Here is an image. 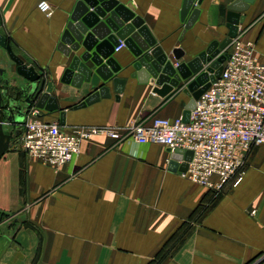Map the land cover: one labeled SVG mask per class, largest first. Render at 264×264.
<instances>
[{"label":"crops","instance_id":"0c3cea01","mask_svg":"<svg viewBox=\"0 0 264 264\" xmlns=\"http://www.w3.org/2000/svg\"><path fill=\"white\" fill-rule=\"evenodd\" d=\"M39 1L0 0V35L45 85H52L58 110H38L42 121L68 132L183 117L189 97L180 87L160 97L153 93L157 86L132 78L135 58L125 46L110 56L120 67L114 76L124 80L119 94L94 73L79 88L63 83L78 54L65 56L58 46L78 0H44L52 7L49 17L37 9ZM116 1L141 18L175 66L172 49L181 48L189 61L226 37L227 6L235 0H203L194 6L199 14L187 30L180 20L183 0ZM240 15L238 33L254 42L264 63V0H253ZM85 65L96 68L90 61ZM0 70L1 82L17 85L1 90L9 99L23 100L19 89L28 82L17 76L1 47ZM101 85L108 88L107 98L73 108ZM18 106L22 117L16 123L3 119L5 135H19L35 109ZM172 161L162 145L95 136L69 163L54 168L10 138L0 157V264H264V144L250 150L238 182L232 179L220 193L191 183L181 175L182 160L174 169Z\"/></svg>","mask_w":264,"mask_h":264},{"label":"built area","instance_id":"2783aa9c","mask_svg":"<svg viewBox=\"0 0 264 264\" xmlns=\"http://www.w3.org/2000/svg\"><path fill=\"white\" fill-rule=\"evenodd\" d=\"M37 9L47 17L52 15L51 5L44 0L37 3ZM122 47L120 42L114 51ZM223 53L229 58L222 63L219 77L195 101L188 121L153 118L125 129L80 126L64 132L57 123L42 121L35 108L27 113L21 133L12 132L10 138L28 156L54 168L69 163L81 144L95 136L158 144L172 154L181 149L182 162L187 164L182 177L220 193L232 179L238 182L250 150L264 144V63L254 42L238 32ZM187 152L190 158L184 161Z\"/></svg>","mask_w":264,"mask_h":264},{"label":"water","instance_id":"95a60500","mask_svg":"<svg viewBox=\"0 0 264 264\" xmlns=\"http://www.w3.org/2000/svg\"><path fill=\"white\" fill-rule=\"evenodd\" d=\"M203 0H183L180 10V20L184 22V30L189 29L198 17L199 10L194 5H200ZM253 0H235L227 6L225 15V26L227 34L221 42L213 41L208 47L200 52L195 58L184 61L185 52L181 48H174L171 55L175 66L168 59L150 32L143 25L140 17L128 8L119 4L116 0H78L70 14V21L63 31L58 49L69 56L71 52L78 55L72 57L69 67L65 70L61 81L79 88L82 83H89L92 73L103 82L111 81L116 94H119L124 85V80L114 76L120 67L111 58L114 48L120 42L128 48L135 61L132 63L134 72L132 78H136L139 83H149L155 85L153 93L160 97H165L174 88L182 89L183 93L189 97V103L183 114V120L188 121L190 111L194 109L195 101L209 87V82L218 78L222 63L229 58L228 53H223L232 38L237 35L238 25L243 22L244 17L240 15L248 9ZM101 22L100 19H104ZM113 32L114 34H111ZM98 40H101L98 42ZM81 42V44L79 43ZM80 46L83 52L79 54ZM0 47L3 48L9 59L16 65V74L28 82V85L20 87L24 93L23 100L9 99L6 91L1 90V86L8 84L17 87L13 80L0 81V157L7 150L10 134L5 135L2 131L3 119L8 123H16L22 116V111L18 106L23 103L28 108L34 106L38 110L53 112L58 110L56 99L50 96L52 91L51 83L45 85L40 75L16 56L6 38L0 35ZM90 61L96 68L90 70L85 63ZM2 71L0 70V75ZM184 83H181V82ZM92 93L81 103L73 108L78 109L90 105L99 100L107 98L108 88L101 85L98 89L92 88ZM5 97L7 102L2 103ZM17 111L16 115L11 111ZM5 114V115H4ZM64 112H61V119ZM181 149L172 154L170 167L174 169L177 161L182 160ZM190 153L184 155V161L189 160ZM187 169L184 162L180 166L181 171Z\"/></svg>","mask_w":264,"mask_h":264},{"label":"trees","instance_id":"16d2710c","mask_svg":"<svg viewBox=\"0 0 264 264\" xmlns=\"http://www.w3.org/2000/svg\"><path fill=\"white\" fill-rule=\"evenodd\" d=\"M4 218V216L2 215V216H0V221L2 220Z\"/></svg>","mask_w":264,"mask_h":264},{"label":"rangeland","instance_id":"374dc122","mask_svg":"<svg viewBox=\"0 0 264 264\" xmlns=\"http://www.w3.org/2000/svg\"><path fill=\"white\" fill-rule=\"evenodd\" d=\"M250 153V152H249ZM249 153H248V155H247V158H248V156H249ZM247 158H246V160H247Z\"/></svg>","mask_w":264,"mask_h":264}]
</instances>
